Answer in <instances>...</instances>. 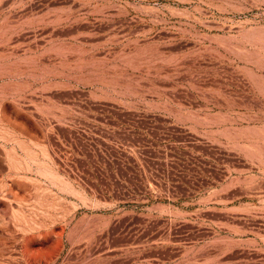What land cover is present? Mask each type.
<instances>
[{
    "label": "rangeland",
    "instance_id": "374dc122",
    "mask_svg": "<svg viewBox=\"0 0 264 264\" xmlns=\"http://www.w3.org/2000/svg\"><path fill=\"white\" fill-rule=\"evenodd\" d=\"M0 264H264V0H0Z\"/></svg>",
    "mask_w": 264,
    "mask_h": 264
}]
</instances>
